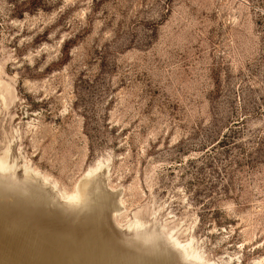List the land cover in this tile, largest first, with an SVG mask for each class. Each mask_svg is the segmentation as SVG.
<instances>
[{"label": "rangeland", "instance_id": "1", "mask_svg": "<svg viewBox=\"0 0 264 264\" xmlns=\"http://www.w3.org/2000/svg\"><path fill=\"white\" fill-rule=\"evenodd\" d=\"M0 164L43 263L264 264V0H0Z\"/></svg>", "mask_w": 264, "mask_h": 264}, {"label": "bare ground", "instance_id": "2", "mask_svg": "<svg viewBox=\"0 0 264 264\" xmlns=\"http://www.w3.org/2000/svg\"><path fill=\"white\" fill-rule=\"evenodd\" d=\"M1 170L5 172L2 164H0V171ZM76 194L77 195L75 196L74 195L69 196L67 198L68 201L77 202L79 200L78 199L79 197H78V193ZM98 208H100V205L96 206V210ZM3 233H6V234L4 235ZM1 239L6 240L5 242L8 243L6 245H9L10 248L6 250L0 249V256H4V252H6V254L9 253L12 256V257L10 256L11 258H14L16 260H17V257L19 256L18 259L23 258L29 263L31 262L32 264H48L47 263L48 261H46V263H43V260H42L43 257H46V255L48 256L49 255L48 253H50V252H47V253L45 252V250L49 248L47 246L48 243H46L45 241L40 243V249L38 248V250L40 251L39 253L37 252L38 250L32 249V246L35 244V242L39 240L38 237L34 233V229L33 230L29 229L25 225L24 226L23 225L14 226V223L12 222H1L0 221V245L1 246L5 245V243H3ZM22 243H24V245ZM99 244L102 246L101 254L92 250L93 247H90L88 250L89 253L94 252L92 253L94 254L93 257H90V256L87 257L76 246L70 245L69 242L61 241V240L55 243V250L53 253H56L58 256H61L63 258L59 262L60 264H83L85 262L89 263L91 261L90 258L92 259L96 258L99 260V264H102V262L106 261L104 259L107 258V254H106V249L103 247V245L100 242ZM94 245L95 244L93 243L90 246H94ZM178 245H179V249L185 254L187 258H192L193 260L200 259L198 255L196 256V255L191 254V252H189L190 250H188L187 248V246L189 245L186 246V245H181L179 243ZM95 255L97 257H95ZM120 264H125V263L123 262Z\"/></svg>", "mask_w": 264, "mask_h": 264}, {"label": "water", "instance_id": "3", "mask_svg": "<svg viewBox=\"0 0 264 264\" xmlns=\"http://www.w3.org/2000/svg\"><path fill=\"white\" fill-rule=\"evenodd\" d=\"M3 195L0 192V211L1 209L5 210L7 208H4L2 206V200ZM99 205V204H97ZM14 207V206H13ZM14 212H17L14 208L12 209ZM87 226V225H85ZM87 228V227H86ZM85 230L82 232V236H84ZM84 240V238L82 239ZM106 254H107V260L105 262H102V264H119L120 263H125V264H162L161 258L159 256H146L143 252L137 251V252H129V251H113L114 249L112 248L111 244L108 243L106 245ZM160 261V262H159Z\"/></svg>", "mask_w": 264, "mask_h": 264}, {"label": "trees", "instance_id": "4", "mask_svg": "<svg viewBox=\"0 0 264 264\" xmlns=\"http://www.w3.org/2000/svg\"><path fill=\"white\" fill-rule=\"evenodd\" d=\"M36 1H38L39 2V0H36ZM37 3V2H36ZM35 6H37V5H35Z\"/></svg>", "mask_w": 264, "mask_h": 264}]
</instances>
